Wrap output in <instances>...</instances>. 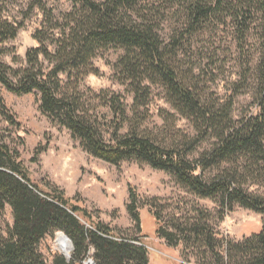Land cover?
I'll use <instances>...</instances> for the list:
<instances>
[{
  "label": "trees",
  "instance_id": "trees-1",
  "mask_svg": "<svg viewBox=\"0 0 264 264\" xmlns=\"http://www.w3.org/2000/svg\"><path fill=\"white\" fill-rule=\"evenodd\" d=\"M72 3V9L59 20L46 0H32V9L38 8L44 16L34 35L38 45L28 50V66L14 73L15 79L11 68L1 60L4 51L0 48V83L18 95L40 94V110L70 130L91 155L113 164L125 160L147 163L169 172L184 188L202 198H218L226 211L239 205L264 216V196L253 195L244 187L248 178L264 184V0ZM171 10L180 21L165 39L161 33L163 16ZM213 22L219 26L230 23L242 50L255 27L261 34L258 110L239 120L233 119L230 104L216 108L203 102L194 85L193 69L186 70L181 57L186 42ZM23 25L0 15V44L16 38ZM111 47L124 52L115 66L118 80L132 95V105L129 108L121 94L102 91L98 95L109 112L119 117L107 138L99 117L88 113L76 87L89 74H98L93 60L100 50ZM61 75L74 79L75 92L65 88ZM154 85L164 89L173 109L192 120L203 135L216 140L210 151L192 161L188 149L165 146L141 133L146 117L140 109L149 104ZM6 110L2 105L5 119L18 125L13 116L5 114ZM125 123L130 127L123 133ZM211 169L217 174L207 177L205 173ZM132 198L134 204L129 210L139 226L141 217L133 192ZM6 205L14 214L7 235L2 226ZM58 231L72 239L74 250L70 260L57 255L53 264H84L92 252L96 264L150 262L146 244L137 245L135 239L119 237L107 224L94 221L87 209L71 204L62 192L41 190L31 180L19 151L0 139V264H46L39 244ZM192 232L187 238L193 240L194 235L208 250L198 261L200 264H264V220L260 230L243 241L226 239L222 246L208 225H196Z\"/></svg>",
  "mask_w": 264,
  "mask_h": 264
},
{
  "label": "rangeland",
  "instance_id": "rangeland-1",
  "mask_svg": "<svg viewBox=\"0 0 264 264\" xmlns=\"http://www.w3.org/2000/svg\"><path fill=\"white\" fill-rule=\"evenodd\" d=\"M46 2L59 20L73 7L72 0ZM173 12L167 11L163 16L161 33L165 39H169L180 21ZM0 15L16 24L24 23L16 38L0 44L4 51L1 60L11 68V77L15 79L14 73L28 66V50L38 45L34 35L44 16L38 8L32 9V0H0ZM257 28L251 31L242 50L238 48L230 23L219 26L213 22L190 38L181 52L184 68L193 69L194 85L203 102L216 108L230 104L235 120L258 110L263 42ZM123 53L122 49L114 47L100 50L93 60L98 74H89L76 87L77 96L88 113L99 117L107 138L119 117L109 112L98 95L102 91L121 94L128 107L132 105V95L118 80L115 66ZM60 77L65 88L75 92L74 79L66 75ZM40 103V94L18 95L0 83V139L19 151L31 180L41 190L62 192L71 204L87 209L94 221L107 224L119 237L135 239L133 242L137 245L146 244L149 264L188 261L200 264L198 261L208 250L193 234V240L187 238L196 225H208L219 246L226 239L243 241L262 227V214L239 205L226 211L218 198H202L190 192L167 171L136 160L113 164L91 155L72 137L70 130L53 122L40 110ZM2 105L6 106L5 114L13 116L18 125L5 119ZM140 111L146 117L140 126L141 133L165 146L188 149L192 161L214 146L216 140L203 135L192 120L173 109L164 89L158 85L152 86L149 104ZM129 114L132 116L131 112ZM129 127L130 124L125 123L122 132ZM205 174L213 177L217 170L211 169ZM248 179L245 189L253 195L264 196V184ZM132 192L137 197L139 226L129 210V205L134 204ZM13 224V209L6 205L2 218L5 235ZM62 233L47 235L40 242L39 250L46 264H53L57 255L65 256L57 246ZM168 233H172L171 236H167ZM92 255L93 252L84 264H96ZM208 255L211 256L210 252Z\"/></svg>",
  "mask_w": 264,
  "mask_h": 264
},
{
  "label": "bare ground",
  "instance_id": "bare-ground-1",
  "mask_svg": "<svg viewBox=\"0 0 264 264\" xmlns=\"http://www.w3.org/2000/svg\"><path fill=\"white\" fill-rule=\"evenodd\" d=\"M57 246L67 256L72 255L71 244L65 234H60L59 239L57 240Z\"/></svg>",
  "mask_w": 264,
  "mask_h": 264
},
{
  "label": "water",
  "instance_id": "water-1",
  "mask_svg": "<svg viewBox=\"0 0 264 264\" xmlns=\"http://www.w3.org/2000/svg\"><path fill=\"white\" fill-rule=\"evenodd\" d=\"M64 234H65V233H64ZM65 236H66L67 239L70 241V244H71V250L73 251V250H74V243H73L72 239H70L66 234H65ZM65 256H66V258H67L68 260H70V259L72 258V255L67 256V255L65 254Z\"/></svg>",
  "mask_w": 264,
  "mask_h": 264
}]
</instances>
